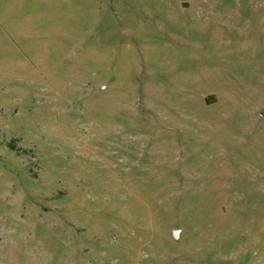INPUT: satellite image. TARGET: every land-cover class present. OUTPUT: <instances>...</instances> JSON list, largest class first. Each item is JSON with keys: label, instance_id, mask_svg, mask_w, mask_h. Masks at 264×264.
<instances>
[{"label": "rangeland", "instance_id": "rangeland-1", "mask_svg": "<svg viewBox=\"0 0 264 264\" xmlns=\"http://www.w3.org/2000/svg\"><path fill=\"white\" fill-rule=\"evenodd\" d=\"M0 264H264V0H0Z\"/></svg>", "mask_w": 264, "mask_h": 264}, {"label": "water", "instance_id": "water-1", "mask_svg": "<svg viewBox=\"0 0 264 264\" xmlns=\"http://www.w3.org/2000/svg\"><path fill=\"white\" fill-rule=\"evenodd\" d=\"M175 234H177V231L175 232Z\"/></svg>", "mask_w": 264, "mask_h": 264}]
</instances>
